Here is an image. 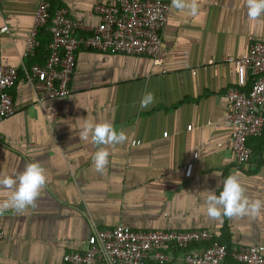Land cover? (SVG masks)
I'll return each mask as SVG.
<instances>
[{"label": "crops", "instance_id": "1", "mask_svg": "<svg viewBox=\"0 0 264 264\" xmlns=\"http://www.w3.org/2000/svg\"><path fill=\"white\" fill-rule=\"evenodd\" d=\"M51 1L50 12L63 6L73 19L96 25L94 5L115 0ZM166 1L160 65L141 55L80 47L69 95L37 103L22 66L45 61L48 27L39 30V44L27 54L38 0H0V27L8 29L0 31V59L18 70L9 89L14 112L0 119V177L16 176L36 161L46 178L24 210H0V264H62L65 252L85 247L92 228L120 222L142 230L202 228L236 249L264 244V208L231 217L221 209L215 218L206 211L207 196L218 195L229 174L247 198L264 201V165L256 153L264 132L247 139L253 157L238 164L230 149L232 126L224 119L235 74L223 62L253 41L264 42V12L250 18L247 0H184L195 4L191 14ZM147 92L153 101L141 108ZM85 119L109 123L126 139L98 145L91 135L79 137ZM99 148L108 153L102 171L92 162ZM10 194L0 187V201ZM223 264L239 263L227 256Z\"/></svg>", "mask_w": 264, "mask_h": 264}, {"label": "built area", "instance_id": "2", "mask_svg": "<svg viewBox=\"0 0 264 264\" xmlns=\"http://www.w3.org/2000/svg\"><path fill=\"white\" fill-rule=\"evenodd\" d=\"M50 5L51 0H38L26 39V53L32 54L39 44V29L50 19L46 59L43 63L22 66L37 103L69 95V81L80 47L141 55L148 57L152 65L161 64L158 52L169 9L166 0L96 3L93 7L99 17L96 25L73 19L63 6L50 14ZM0 31L7 32V26L2 25ZM223 62L231 64L235 74L234 84L225 93L228 108L224 119L232 126L230 149L235 161L245 164L253 157L247 139L264 132V42L253 41L246 51L235 57L226 56ZM17 76V68L3 65L0 59V119L14 112L9 89ZM257 157L264 165V148ZM191 166V163L186 165L185 175H189ZM193 243H203V246L189 248ZM174 250L178 253L174 254ZM227 256L239 264H264V244L236 249L202 228L142 230L120 222L111 228H92L85 247L65 252L62 264H143L145 260L154 264H223Z\"/></svg>", "mask_w": 264, "mask_h": 264}, {"label": "clouds", "instance_id": "3", "mask_svg": "<svg viewBox=\"0 0 264 264\" xmlns=\"http://www.w3.org/2000/svg\"><path fill=\"white\" fill-rule=\"evenodd\" d=\"M171 7L176 9L188 8L191 14H195V4L186 5L184 0H171ZM247 15L250 18H256L264 12V0H247ZM153 101L151 92L145 93L140 99V107L146 108ZM79 131V137L91 139L98 145L121 143L126 137L123 132H117L112 125L106 122H93L84 120ZM108 153L105 149L99 148L93 155L92 162L97 171H102L107 162ZM46 181L44 170L36 162H27L23 171L18 175L10 177H0V187L11 189L10 196L0 201V210L13 208L17 212L24 210L31 205L38 196L40 189ZM206 211L210 217H218L221 214L233 216L244 214H257L264 208V201L259 199L250 200L244 195V189L238 178L234 174H229L223 180V185L219 194H210L206 198Z\"/></svg>", "mask_w": 264, "mask_h": 264}, {"label": "trees", "instance_id": "4", "mask_svg": "<svg viewBox=\"0 0 264 264\" xmlns=\"http://www.w3.org/2000/svg\"><path fill=\"white\" fill-rule=\"evenodd\" d=\"M51 2H52V1H51ZM50 11H52V7H51V5H50L49 13L52 14V12H50ZM43 27H44V26H43ZM45 27L47 28V27H48V24H46ZM40 29H42V27H41ZM40 29H39V30H40ZM263 148H264V145L260 146V148H258V150L256 151V153H258V152H259L261 149H263ZM191 245H193V244H190V245H189V248L192 247Z\"/></svg>", "mask_w": 264, "mask_h": 264}]
</instances>
